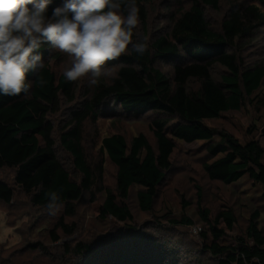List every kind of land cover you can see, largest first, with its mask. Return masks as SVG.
Instances as JSON below:
<instances>
[{
	"label": "trees",
	"instance_id": "1",
	"mask_svg": "<svg viewBox=\"0 0 264 264\" xmlns=\"http://www.w3.org/2000/svg\"><path fill=\"white\" fill-rule=\"evenodd\" d=\"M156 1L136 0L140 22L133 42L147 36L149 49L139 56L130 45L129 54L108 62V67L115 66L113 78L101 79L81 96L78 82L67 81L63 73L54 71L53 66L66 56L50 52L45 45L40 49L44 67L29 73L32 87L27 98L24 94L0 95V170L13 173L10 182L0 180V208L7 226L20 239L14 246L0 243V264H264V221L257 210L250 215L245 233L230 239L227 232L234 231V212L223 210L212 219L199 200L206 229L201 228L198 244L182 239L180 233L169 232L171 238L143 234L133 226L128 205L132 192L138 189L139 211L152 214L171 172L177 142H205L202 168L210 181L231 186L247 178L264 189L260 141L252 138L242 143L228 131L206 125L248 106L264 110V59L247 57L264 48L259 40L264 30V0H227L218 28L210 25L205 10L218 11L220 0H171L176 4L186 1L188 7L170 14L166 29L153 31L150 9ZM64 3L52 0L47 15ZM159 65L167 66L171 75ZM108 109L119 117L151 115L155 145L144 134L129 143L124 136L113 134L100 142L98 152L103 158L90 161L85 126L97 124ZM65 110L67 122L57 133L54 118L65 120ZM61 154L69 158V166ZM104 158L116 171L114 190L102 185ZM53 191L63 207L51 228H44L48 243L29 239L33 226L26 239L25 229L16 227L20 221L16 211L25 210L26 201L34 213H48L47 193ZM101 192L102 201L97 199ZM85 197L96 221L122 225L108 242L105 236L78 238L81 227L71 220ZM169 222L172 227L193 224L187 217Z\"/></svg>",
	"mask_w": 264,
	"mask_h": 264
},
{
	"label": "rangeland",
	"instance_id": "2",
	"mask_svg": "<svg viewBox=\"0 0 264 264\" xmlns=\"http://www.w3.org/2000/svg\"><path fill=\"white\" fill-rule=\"evenodd\" d=\"M227 6V0H220L218 11L211 8L205 10L211 26L214 28L220 26ZM186 7H188L186 1L176 4L171 0H157L150 9L151 23L149 25L151 30L154 31L157 28L166 29L170 19L169 15H175L180 9ZM262 10L264 11V8ZM259 40L264 43V30L261 32ZM247 57L251 61L258 60L262 57L264 59V48L261 51L254 50ZM65 60L53 66L56 73H63L64 69L69 66L68 58L65 57ZM159 68L168 75H171V71L167 66L159 65ZM78 84L80 95L83 96L85 89L88 87L87 82L78 81ZM62 113L65 114V120L62 117L56 118V120L54 118L57 133L67 122L66 110ZM151 118L149 114L136 119L132 116L125 115L119 117L112 109H108L106 115L101 117L97 124L93 125L92 123H88L85 126L84 141L89 160L98 162L103 158L98 152L100 142L104 137L113 134L124 136L128 143L135 136L144 134L154 146L155 139L150 128ZM206 125L217 127L220 130H226L242 143L254 138L260 141L264 147V110H258L253 106H248L241 113L222 115L216 121L206 122ZM55 138L57 140V134ZM204 145L205 142H177V149L172 157L171 172L167 174L161 186L159 198L155 203L152 214L141 213L139 211L135 196L138 189L136 188L132 192L128 205L134 215L135 220L133 226L136 229H140L143 234L155 235L157 233L162 236H168L170 234L169 232L177 235L180 233L183 237L182 239L189 238L192 242L195 241L198 244L199 241L202 242V238L198 234H195L193 229L195 227H200L203 231L206 229L199 215V200L204 209L209 211L212 219H215L223 210H232L234 212L236 218L234 231L227 232L230 239L245 233L250 215L255 210L262 213L261 220L264 221V189L251 184L247 178H243L240 182L231 186L210 181L202 168V164L206 162ZM61 159L69 166L70 160L68 157L61 154ZM103 161L105 172L102 185L104 188L114 190L115 168L105 158ZM12 175V171L0 170V180L10 182ZM103 194V192L99 193L97 199L102 201ZM199 194L201 195V199L199 198ZM24 213L25 215L29 213V215L23 218L21 216ZM15 214L17 219H20L16 223V227L25 229L26 239H28L27 235L31 230L30 227L33 226V236L29 239L31 241L41 240L43 243H48V232L44 228L50 229V225L56 216H51L49 213L44 212L34 213V210L26 207V201L25 210H17ZM181 217L189 218L193 222L192 226L172 227L169 221L172 218L180 220ZM37 219L40 220L37 221ZM95 219L89 198H83L77 206V216L71 220L81 227L77 235L78 238L82 236L89 240H99L105 236L108 242L112 238L110 236L118 235L117 232L123 228H119L122 225L109 222L100 223ZM158 226H160L159 228L161 230L156 228ZM168 237L171 238V236ZM75 238L72 237L71 239ZM19 241L20 239L15 234L14 229L7 226L6 215L3 209L0 208V243H7L9 246H14ZM177 241L183 240L178 239Z\"/></svg>",
	"mask_w": 264,
	"mask_h": 264
},
{
	"label": "clouds",
	"instance_id": "3",
	"mask_svg": "<svg viewBox=\"0 0 264 264\" xmlns=\"http://www.w3.org/2000/svg\"><path fill=\"white\" fill-rule=\"evenodd\" d=\"M51 3L0 0V95L27 98L29 73L44 67L40 49L45 45L68 58L67 81H86L90 88L114 77L115 66L108 62L129 54L130 45L139 56L149 49L147 36L133 42L140 22L136 0H65L48 16ZM47 199L49 215L56 216L63 207L58 193H47Z\"/></svg>",
	"mask_w": 264,
	"mask_h": 264
},
{
	"label": "built area",
	"instance_id": "4",
	"mask_svg": "<svg viewBox=\"0 0 264 264\" xmlns=\"http://www.w3.org/2000/svg\"><path fill=\"white\" fill-rule=\"evenodd\" d=\"M201 228L200 227H195L194 229H193V232L195 233V234H199L200 232H201Z\"/></svg>",
	"mask_w": 264,
	"mask_h": 264
}]
</instances>
